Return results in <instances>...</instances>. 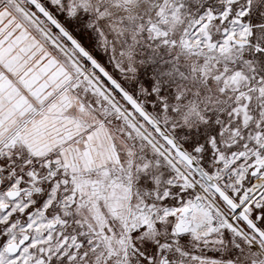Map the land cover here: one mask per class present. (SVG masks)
I'll use <instances>...</instances> for the list:
<instances>
[{"label": "snow or ice", "instance_id": "1", "mask_svg": "<svg viewBox=\"0 0 264 264\" xmlns=\"http://www.w3.org/2000/svg\"><path fill=\"white\" fill-rule=\"evenodd\" d=\"M0 264H264V0H0Z\"/></svg>", "mask_w": 264, "mask_h": 264}]
</instances>
